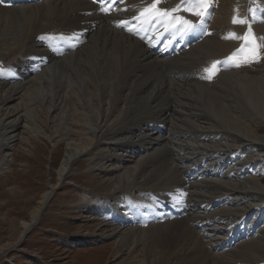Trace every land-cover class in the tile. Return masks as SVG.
<instances>
[{
	"label": "bare ground",
	"instance_id": "bare-ground-1",
	"mask_svg": "<svg viewBox=\"0 0 264 264\" xmlns=\"http://www.w3.org/2000/svg\"><path fill=\"white\" fill-rule=\"evenodd\" d=\"M153 3L126 0L111 15L92 0L0 3V75L21 81L0 82V171L8 168L24 124L54 147L65 144L61 179L87 156L92 170L111 177L110 195L88 206L110 222L95 225L101 236L81 241L113 238L115 254L123 253L128 264H264V243L252 240L264 218V182L243 175L249 160H264V70L240 72L246 60L264 65V17L247 14L264 0H216L209 37L174 59H162L133 24L155 14ZM180 4L160 0L164 26L182 22L174 12L162 15ZM256 27V35L247 30ZM154 32L158 40L164 30ZM57 35L70 41L65 53L52 39ZM222 60L227 67L238 60V74L212 70ZM34 105L46 111L47 127L62 128L58 134L48 137ZM243 148L259 154L230 164ZM206 173L209 178L195 180ZM54 190L23 222L24 233ZM130 193L136 197L127 198Z\"/></svg>",
	"mask_w": 264,
	"mask_h": 264
},
{
	"label": "rangeland",
	"instance_id": "rangeland-1",
	"mask_svg": "<svg viewBox=\"0 0 264 264\" xmlns=\"http://www.w3.org/2000/svg\"><path fill=\"white\" fill-rule=\"evenodd\" d=\"M257 17H262V15ZM55 55L62 57L58 52H55ZM249 61L240 67V72L243 75L248 72L260 74V71L264 70V65L261 63ZM8 62L6 66L11 65V61ZM237 62L238 60L231 63L223 70V73L235 71L238 74ZM249 63L255 65L250 66ZM250 68H254V70L252 71ZM0 82L21 81L5 80L0 75ZM19 101L16 100L13 104L17 105ZM34 108L39 114L40 124H38L42 126L48 137H52L53 133L58 134L62 128L50 129L47 127L46 111L41 110L38 105H34ZM18 134L19 137L14 140L13 147L8 153L10 164L6 170L0 171V264H128L126 258L121 256L123 253L115 254L116 242L113 238L101 237L97 242L87 243L81 241L83 237L102 235L95 229L98 222H110L106 220L105 216L99 214L98 209L97 211L92 210L88 206L91 203H96L100 198H107L110 195L107 190L109 189L107 179L111 177L106 176L108 174L101 175L92 170L90 157L87 156L77 158L68 169L69 173H66L65 177L61 179L59 172L65 157V144L56 141L54 147V144H51L44 135L39 136L33 129L27 130L24 124L18 127ZM257 154H259L257 148L252 150L243 148L234 160H229V162L239 166ZM137 156L134 160H129L128 167L135 166L136 161L141 157L140 153ZM249 161L251 165L243 169V175L245 177L256 175L264 182V173L262 172L264 160L252 159ZM202 172L203 170L199 171L200 174ZM188 177L191 179L190 175ZM209 177L206 173L195 180H205ZM51 186L55 190L48 200V204L42 209L38 222L31 230L24 233L23 222L31 221L34 209ZM130 196L134 197L135 194L130 193L127 198ZM101 199L99 201H102ZM258 199L262 200L263 198L259 196ZM175 200H177L176 205L183 202L182 198L179 201ZM254 212L256 211H250V213ZM262 215H264V209ZM251 220H253V216H250L248 221ZM241 222L234 228L235 233L241 234ZM262 223H264V218L263 221L259 220L260 231L252 240L263 244L264 233L260 236L261 230L264 229ZM151 225L154 224H139L138 226L147 230ZM249 230L250 227L245 232ZM78 236L79 240H76ZM262 236L263 242L260 240Z\"/></svg>",
	"mask_w": 264,
	"mask_h": 264
},
{
	"label": "snow or ice",
	"instance_id": "snow-or-ice-1",
	"mask_svg": "<svg viewBox=\"0 0 264 264\" xmlns=\"http://www.w3.org/2000/svg\"><path fill=\"white\" fill-rule=\"evenodd\" d=\"M4 0H0V3H3ZM160 3V0H154V3L152 4V8H157V5ZM181 3H184V4H187V5H190L191 6V10L193 11V14L196 15V16H199V17H203L207 14V10H208V7L210 6V3H211V0H181ZM198 9V10H196ZM104 11H107V9H103ZM179 10V5L174 8V9H171V10H164L162 12V15L164 16H168L169 15V12H175V11H178ZM143 15V13H142ZM182 23L184 24H188L190 25V28L188 30H191L192 28L195 27V25H192L191 21L189 20H185L183 18H180ZM237 19H233V23H237ZM240 23H244V21H239ZM239 51V50H238ZM255 56V49H253V58ZM228 60H234V56H229L227 58ZM245 62H250L249 60H246ZM221 63L219 61L217 62H214L213 65H212V70H215L217 65ZM236 66H239V64H236ZM205 72H210V69H205L204 70ZM209 79L211 78V75H209L208 77Z\"/></svg>",
	"mask_w": 264,
	"mask_h": 264
}]
</instances>
